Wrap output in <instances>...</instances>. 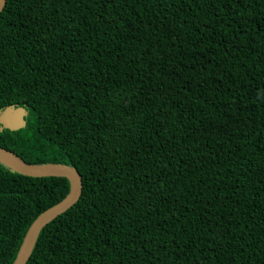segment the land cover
Listing matches in <instances>:
<instances>
[{"label": "trees", "instance_id": "1", "mask_svg": "<svg viewBox=\"0 0 264 264\" xmlns=\"http://www.w3.org/2000/svg\"><path fill=\"white\" fill-rule=\"evenodd\" d=\"M0 146L81 175L25 264H264V0H6ZM69 188L0 163V264Z\"/></svg>", "mask_w": 264, "mask_h": 264}, {"label": "water", "instance_id": "2", "mask_svg": "<svg viewBox=\"0 0 264 264\" xmlns=\"http://www.w3.org/2000/svg\"><path fill=\"white\" fill-rule=\"evenodd\" d=\"M5 2L6 0H0V11L4 7ZM2 125L9 129L17 128L21 125V117L17 113L7 112L2 117ZM0 163L23 175L37 177L63 176L70 182V188L67 195L40 212L26 229L17 253L11 263L25 264L31 255L37 236L43 226L58 214L71 207L79 199L82 191L81 175L76 168L64 163H28L13 151L1 146Z\"/></svg>", "mask_w": 264, "mask_h": 264}]
</instances>
